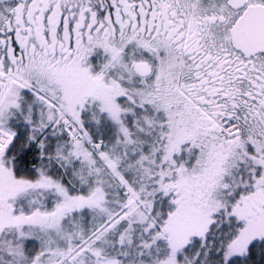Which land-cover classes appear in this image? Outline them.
I'll use <instances>...</instances> for the list:
<instances>
[{"label": "snow or ice", "instance_id": "snow-or-ice-1", "mask_svg": "<svg viewBox=\"0 0 264 264\" xmlns=\"http://www.w3.org/2000/svg\"><path fill=\"white\" fill-rule=\"evenodd\" d=\"M0 264H264V0H0Z\"/></svg>", "mask_w": 264, "mask_h": 264}]
</instances>
